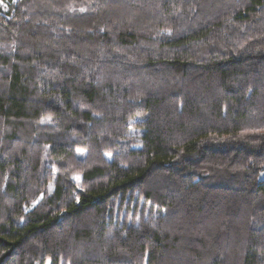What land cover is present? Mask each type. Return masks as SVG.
Segmentation results:
<instances>
[{
  "label": "trees",
  "instance_id": "trees-1",
  "mask_svg": "<svg viewBox=\"0 0 264 264\" xmlns=\"http://www.w3.org/2000/svg\"><path fill=\"white\" fill-rule=\"evenodd\" d=\"M262 173L264 0L0 3V264H264Z\"/></svg>",
  "mask_w": 264,
  "mask_h": 264
},
{
  "label": "rangeland",
  "instance_id": "rangeland-1",
  "mask_svg": "<svg viewBox=\"0 0 264 264\" xmlns=\"http://www.w3.org/2000/svg\"><path fill=\"white\" fill-rule=\"evenodd\" d=\"M0 3H2V2H0ZM130 132H131L132 134H139V133H141L142 131H140V130H138V129H136V128H131ZM261 175L264 177V173H262ZM81 177H82L81 174H76V175L73 176V179H74L76 182H80V181H81ZM44 264H51V260H50V259H47V260L45 261Z\"/></svg>",
  "mask_w": 264,
  "mask_h": 264
},
{
  "label": "snow or ice",
  "instance_id": "snow-or-ice-1",
  "mask_svg": "<svg viewBox=\"0 0 264 264\" xmlns=\"http://www.w3.org/2000/svg\"><path fill=\"white\" fill-rule=\"evenodd\" d=\"M0 2H2V0H0Z\"/></svg>",
  "mask_w": 264,
  "mask_h": 264
}]
</instances>
